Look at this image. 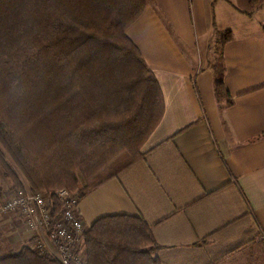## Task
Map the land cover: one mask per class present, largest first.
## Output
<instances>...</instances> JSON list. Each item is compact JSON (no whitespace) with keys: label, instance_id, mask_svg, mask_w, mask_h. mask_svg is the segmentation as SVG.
Instances as JSON below:
<instances>
[{"label":"crops","instance_id":"crops-1","mask_svg":"<svg viewBox=\"0 0 264 264\" xmlns=\"http://www.w3.org/2000/svg\"><path fill=\"white\" fill-rule=\"evenodd\" d=\"M146 2L127 33L161 87L164 117L144 159L81 199L80 213L91 225L144 218L161 264H264V0ZM220 57L232 104L215 95ZM13 191L0 165V198ZM21 225L0 217V257L37 242Z\"/></svg>","mask_w":264,"mask_h":264},{"label":"trees","instance_id":"trees-1","mask_svg":"<svg viewBox=\"0 0 264 264\" xmlns=\"http://www.w3.org/2000/svg\"><path fill=\"white\" fill-rule=\"evenodd\" d=\"M146 0H0V165L13 189L83 199L144 159L160 125L161 87L128 29ZM264 31V24L262 25ZM230 30L221 34L231 41ZM218 101L232 104L222 57ZM89 264H161L153 226L113 215L85 234ZM0 264H60L22 248Z\"/></svg>","mask_w":264,"mask_h":264},{"label":"built area","instance_id":"built-area-1","mask_svg":"<svg viewBox=\"0 0 264 264\" xmlns=\"http://www.w3.org/2000/svg\"><path fill=\"white\" fill-rule=\"evenodd\" d=\"M59 208L54 206L50 193L35 194L27 184L0 198V217L22 220V234L37 240L29 247L55 257L60 264H89L85 248V223L78 192L61 189L55 194ZM19 229V227H16Z\"/></svg>","mask_w":264,"mask_h":264},{"label":"rangeland","instance_id":"rangeland-1","mask_svg":"<svg viewBox=\"0 0 264 264\" xmlns=\"http://www.w3.org/2000/svg\"><path fill=\"white\" fill-rule=\"evenodd\" d=\"M223 33H225V31H224V32L221 31V33H219V35H221V34H223ZM218 46H219V44H218ZM218 46H217V48H218ZM218 50H219V48H218ZM218 50H217V51H218ZM216 60H217V62L219 61L218 58H217ZM217 62H216V63H217ZM10 185H11V184H10ZM11 186H12V185H11ZM12 188H13V187H12ZM14 190H15V189H14ZM85 222H87V221H85ZM86 224H87V226H91V222H87Z\"/></svg>","mask_w":264,"mask_h":264}]
</instances>
